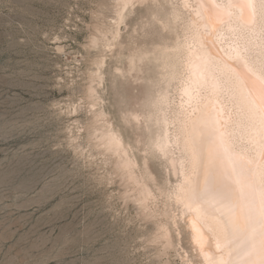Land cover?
<instances>
[{"label":"rangeland","instance_id":"1","mask_svg":"<svg viewBox=\"0 0 264 264\" xmlns=\"http://www.w3.org/2000/svg\"><path fill=\"white\" fill-rule=\"evenodd\" d=\"M120 10L0 0V264H204L157 147L191 13Z\"/></svg>","mask_w":264,"mask_h":264},{"label":"bare ground","instance_id":"2","mask_svg":"<svg viewBox=\"0 0 264 264\" xmlns=\"http://www.w3.org/2000/svg\"><path fill=\"white\" fill-rule=\"evenodd\" d=\"M117 1L121 13L134 0ZM183 3L191 13L189 30L173 48L171 64L184 71L173 73L178 99H160L157 147L180 178L176 198L201 261L264 264L261 0ZM109 145L125 150L117 136Z\"/></svg>","mask_w":264,"mask_h":264},{"label":"snow or ice","instance_id":"3","mask_svg":"<svg viewBox=\"0 0 264 264\" xmlns=\"http://www.w3.org/2000/svg\"><path fill=\"white\" fill-rule=\"evenodd\" d=\"M261 13L264 14V0H261V3L259 5Z\"/></svg>","mask_w":264,"mask_h":264}]
</instances>
